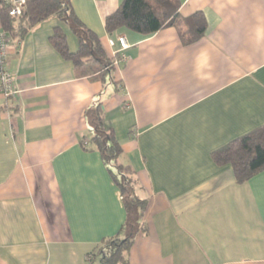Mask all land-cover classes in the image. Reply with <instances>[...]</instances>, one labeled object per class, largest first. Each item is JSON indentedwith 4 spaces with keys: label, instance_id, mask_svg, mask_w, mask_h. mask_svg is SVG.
<instances>
[{
    "label": "crops",
    "instance_id": "0c3cea01",
    "mask_svg": "<svg viewBox=\"0 0 264 264\" xmlns=\"http://www.w3.org/2000/svg\"><path fill=\"white\" fill-rule=\"evenodd\" d=\"M124 1L71 0L110 57L118 36L129 43L104 82L79 76L51 44L62 26L79 48L58 18L20 36L0 13L19 91L0 97V264H88L126 223L100 152L81 144L97 103L148 201L130 264H264V170L239 183L213 155L264 126V0H178L181 17L206 19L191 45L175 27L110 36L105 19Z\"/></svg>",
    "mask_w": 264,
    "mask_h": 264
},
{
    "label": "trees",
    "instance_id": "16d2710c",
    "mask_svg": "<svg viewBox=\"0 0 264 264\" xmlns=\"http://www.w3.org/2000/svg\"><path fill=\"white\" fill-rule=\"evenodd\" d=\"M180 8L178 0H125L114 14L106 17V32L114 36L121 29H128L150 36L165 28L175 27L184 45L194 44L206 33V19L202 13L183 18L179 12ZM0 13L3 28L9 33L19 32L20 36L50 18H58L70 27L78 40L77 51L70 50L67 34L62 26L54 29L51 44L62 57L73 63L81 77L104 82L116 68L114 56L107 54L96 32L79 21L72 10L71 0H32L20 17L9 16L3 9ZM87 114L91 128L89 137H85L81 143L82 148L100 152L113 182L121 193L128 216L119 233L103 239L88 255V264H130L129 253L135 237L140 232L147 231L145 213L148 201L141 199L135 191V170L122 162L123 147L114 130L106 128L102 105L97 103L95 109L89 110ZM213 155L218 165L232 166L237 182H247L264 170V126L235 139Z\"/></svg>",
    "mask_w": 264,
    "mask_h": 264
},
{
    "label": "built area",
    "instance_id": "2783aa9c",
    "mask_svg": "<svg viewBox=\"0 0 264 264\" xmlns=\"http://www.w3.org/2000/svg\"><path fill=\"white\" fill-rule=\"evenodd\" d=\"M32 0H0V9L6 11L9 16L20 17L23 14V10ZM11 37L0 28V97H4L6 100L13 99L19 95L14 82V74L9 70V50ZM112 47H115L113 41L110 42ZM119 43V49L113 53L114 66H118L120 62L127 60L125 51L129 48V43L124 36H119L117 39Z\"/></svg>",
    "mask_w": 264,
    "mask_h": 264
}]
</instances>
